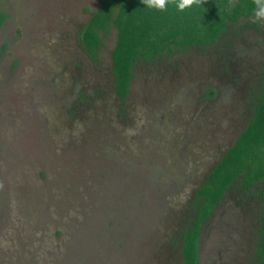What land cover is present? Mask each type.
<instances>
[{"label": "rangeland", "instance_id": "obj_1", "mask_svg": "<svg viewBox=\"0 0 264 264\" xmlns=\"http://www.w3.org/2000/svg\"><path fill=\"white\" fill-rule=\"evenodd\" d=\"M102 1L0 0V264H183L196 190L264 91V21L250 17L138 62L120 99L116 29L97 61L80 41ZM262 205L233 185L198 264H254Z\"/></svg>", "mask_w": 264, "mask_h": 264}, {"label": "trees", "instance_id": "obj_2", "mask_svg": "<svg viewBox=\"0 0 264 264\" xmlns=\"http://www.w3.org/2000/svg\"><path fill=\"white\" fill-rule=\"evenodd\" d=\"M253 7L252 0H205L201 7L185 12L175 8L158 12L146 9L141 0H103L83 26L80 41L91 60L97 61L103 37L111 27L116 29L111 68L115 92L123 100L138 62L216 43L228 30L237 28L241 18L252 17ZM6 16L0 11V24ZM214 93L209 88L206 95ZM235 184L243 192L255 191L263 203L254 264H264V91L255 96L246 126L196 190L192 219L180 234L183 264L199 263L203 224Z\"/></svg>", "mask_w": 264, "mask_h": 264}, {"label": "clouds", "instance_id": "obj_3", "mask_svg": "<svg viewBox=\"0 0 264 264\" xmlns=\"http://www.w3.org/2000/svg\"><path fill=\"white\" fill-rule=\"evenodd\" d=\"M205 0H141L146 9L158 12H166L170 8H175L178 12L192 10L201 7ZM254 5L252 10V23L259 24L264 21V0H252Z\"/></svg>", "mask_w": 264, "mask_h": 264}]
</instances>
